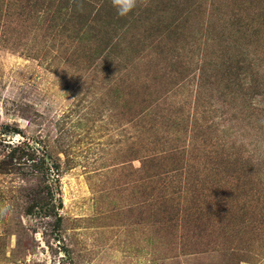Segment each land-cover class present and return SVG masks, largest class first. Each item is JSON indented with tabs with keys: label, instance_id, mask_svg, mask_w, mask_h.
<instances>
[{
	"label": "rangeland",
	"instance_id": "374dc122",
	"mask_svg": "<svg viewBox=\"0 0 264 264\" xmlns=\"http://www.w3.org/2000/svg\"><path fill=\"white\" fill-rule=\"evenodd\" d=\"M77 5L0 0V264H264V0Z\"/></svg>",
	"mask_w": 264,
	"mask_h": 264
},
{
	"label": "clouds",
	"instance_id": "9594fccd",
	"mask_svg": "<svg viewBox=\"0 0 264 264\" xmlns=\"http://www.w3.org/2000/svg\"><path fill=\"white\" fill-rule=\"evenodd\" d=\"M111 2L117 14L121 17H125L140 5L141 0H111ZM78 7H82V5Z\"/></svg>",
	"mask_w": 264,
	"mask_h": 264
},
{
	"label": "trees",
	"instance_id": "16d2710c",
	"mask_svg": "<svg viewBox=\"0 0 264 264\" xmlns=\"http://www.w3.org/2000/svg\"><path fill=\"white\" fill-rule=\"evenodd\" d=\"M65 3V2H64ZM79 3V0H66V10H67V12H69L70 14H72V16L73 15H78V13H79V10H78V4ZM70 5V6H69ZM83 13V12H82ZM85 13V12H84ZM84 13L83 14H81L80 15V18L81 19H79V20H83V19H85L84 18ZM77 18H79V16H76V19Z\"/></svg>",
	"mask_w": 264,
	"mask_h": 264
}]
</instances>
